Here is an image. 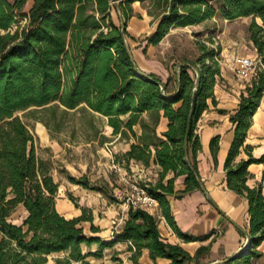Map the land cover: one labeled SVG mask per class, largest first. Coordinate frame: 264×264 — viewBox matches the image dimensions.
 I'll return each mask as SVG.
<instances>
[{
	"label": "trees",
	"instance_id": "1",
	"mask_svg": "<svg viewBox=\"0 0 264 264\" xmlns=\"http://www.w3.org/2000/svg\"><path fill=\"white\" fill-rule=\"evenodd\" d=\"M211 1L0 0V264H90L89 257H97L117 243L129 244L128 259L133 264H139L142 250H147L153 261L195 263L203 249L191 257L182 247L164 241L156 217L145 210L128 206L110 242L84 233L80 224L85 222L90 223L92 234L99 232L85 208H80L81 215L75 218L60 215L55 202L59 185L53 180L51 166L38 157L34 137L15 114L55 104L65 112L81 106L83 111L106 118L112 136L129 143L125 153L114 156V164L127 172L132 162L144 168L157 166V180L140 181L139 185L157 202L161 216L178 238L185 243L196 241L178 229L169 198L201 190L196 161L201 144L196 125L208 109V101L215 104L213 86L220 78L217 52L201 45V55L188 62L198 71L195 90L196 73L186 64L178 66L177 73L172 71L166 81L154 73L137 74L124 40L133 39L126 27L132 17L139 18L132 7L135 3L150 2L147 13L156 21L144 40L146 46L158 45L175 27L193 26L216 16L227 21L250 18L248 40L264 65V0H216L218 7ZM117 11L123 18L124 35L120 22L115 24L111 16ZM263 93L264 71L257 70L229 116L233 138L223 166L225 183L247 201L250 248L227 264H249L251 258L260 256L255 249L264 240L262 185L250 188L246 184L251 177L248 167L264 164V154L254 158L253 147L244 145ZM162 117L167 127L158 134ZM219 141L216 135L209 142L214 165ZM240 154L245 158L238 160ZM168 174L171 177L166 179ZM65 177L73 185L119 203L108 195L111 187L107 181L92 185L86 177L75 178L69 173ZM178 177L184 178L181 192L174 191ZM17 206L26 212L19 225L8 221ZM92 245L97 246V253L84 251ZM115 256L111 260L121 264Z\"/></svg>",
	"mask_w": 264,
	"mask_h": 264
},
{
	"label": "rangeland",
	"instance_id": "2",
	"mask_svg": "<svg viewBox=\"0 0 264 264\" xmlns=\"http://www.w3.org/2000/svg\"><path fill=\"white\" fill-rule=\"evenodd\" d=\"M211 4L218 7L219 1L213 0ZM149 5L150 2L134 4L133 10L139 18L130 19L126 27L127 32L133 38L126 39L132 58L144 70L161 71L163 68L170 69L171 72L175 71L181 64L195 62L201 55L199 47L202 45L208 49H215L217 52L216 60L220 77L224 72L226 77L233 76L235 81L238 78L234 75L231 59L234 56L257 57L248 40L247 27L250 18L227 21L216 16L191 27L172 28L170 36L155 46V57L145 62L142 60L143 48L146 47L144 40L153 32L156 22L153 16H150L152 19L149 22L146 21L144 14L141 16L144 11L147 13ZM111 16L114 23L119 24L117 14L112 12ZM142 25L144 28L139 30ZM15 28L14 25L11 30ZM220 79L216 78L213 90ZM15 115L21 119L34 137L38 157L51 166L53 180L59 185L56 204L69 203L70 207L77 211L78 216L81 215L80 208L90 211L93 217L92 225L98 228L99 232L92 234L89 230L90 223L85 222L80 224L84 233L88 236L100 237L103 241H112L113 233L120 228L122 213L126 211L124 209H127L125 201L131 196L129 184L121 178L126 172L127 181L133 183L139 181L138 176L140 175L136 168H131V164L129 172L125 171L122 166H119L120 171L112 168L114 156L122 154L120 148L128 141L119 139V136H112V130L110 132L106 118L83 111L81 106L65 112L63 107H56L53 104L45 108H30ZM211 126L213 124H210V120L201 116L196 125V133L201 137H207ZM66 173L75 178L86 177L92 185H102L103 181H107L111 187L108 195H112L119 203L109 202L100 193L84 190L69 183L65 177ZM150 177L151 174L145 178L141 175L142 181ZM68 195L75 198V202L70 201ZM58 206L61 207V205ZM25 215V210L17 206L8 221L19 225ZM118 247L120 246L115 244L111 248L104 249L97 257H89V263L114 264L111 258L118 253L116 250ZM84 251L97 253V246L92 245Z\"/></svg>",
	"mask_w": 264,
	"mask_h": 264
},
{
	"label": "crops",
	"instance_id": "3",
	"mask_svg": "<svg viewBox=\"0 0 264 264\" xmlns=\"http://www.w3.org/2000/svg\"><path fill=\"white\" fill-rule=\"evenodd\" d=\"M134 13L136 14L135 11ZM142 14L146 16L147 22L152 19V17L147 15L146 11L141 13V16ZM133 18L134 17L131 19ZM155 25L156 22L154 28ZM142 28H144V25H142L139 30ZM172 30L173 29H170V32L164 38L169 37ZM143 50L144 55H142V60L145 62H148V59L155 57V46L149 45L143 48ZM135 65H137L142 73H154L159 76L162 81H166L170 75H173V72H171L170 69L162 68L161 71H147L144 70L141 65L139 66L137 63H135ZM223 73L224 72L221 73V79L213 90L215 104L213 105L208 102V109L202 114V117L204 116L205 119L210 120V124H213V126L209 128L210 130L207 133V137L199 136L201 150L196 157L198 176L204 186V191H193L182 195L179 198L173 196L169 198L171 214L178 229L182 233L192 236L197 240L185 243L178 238L161 216L158 206H156L152 212H148L156 217L158 231L164 241L182 247L191 257H193L198 250L203 249L196 258L194 264H211L214 262L225 261L229 257H232L240 247H242L246 236H248L249 216L247 212V201L245 198L238 196L235 192L226 187L223 167L228 148L233 138L232 125L229 122V116L236 110L239 103V97L244 91L247 83L240 79L234 81L233 76L229 78ZM263 101L264 100L261 101L260 106L252 117V123L247 131L244 142V145H250L253 147L252 155L254 158H259L264 154ZM220 111L224 112L220 113ZM166 127L167 120L162 117L157 127V133L160 134L164 132ZM109 130L111 132V128H109ZM135 130L139 132L137 128H135ZM216 135L220 136V141L216 156L217 164L214 165L209 150V142L210 139ZM128 149L129 143H125V145L120 148L122 153H125ZM241 158H245V155L240 154L237 159L239 160ZM130 164L131 168L134 167L137 170L143 169L146 176L151 174V177L148 178L147 181L154 183L157 180V173L160 170L157 166L151 165L148 168H144L138 163L132 162ZM248 172L251 177L246 182L247 186L252 188L261 184L264 196V164H252L248 167ZM170 177L171 175L168 174L166 179ZM183 179V177L175 179V192H181L184 189ZM58 205H61V207L59 208ZM56 210L60 215L67 219L78 216L77 211L72 209L70 204L66 202L56 204ZM124 210L127 211V209ZM126 211L122 213L121 224L126 217ZM117 245L120 247L116 248L118 253L115 257L121 260V264H133L128 259L131 254V252L127 251L129 244L117 243ZM255 251H257L260 256L257 258H251L249 264H264V240L258 247H256ZM113 263L115 264V262ZM138 263L168 264L169 261L161 258H156L153 261L150 259L148 251L142 250L140 257L138 258Z\"/></svg>",
	"mask_w": 264,
	"mask_h": 264
},
{
	"label": "built area",
	"instance_id": "4",
	"mask_svg": "<svg viewBox=\"0 0 264 264\" xmlns=\"http://www.w3.org/2000/svg\"><path fill=\"white\" fill-rule=\"evenodd\" d=\"M231 65L233 67L234 75L248 83L255 75L257 70L264 71V65L261 63L258 57L250 58V57H241V56H234L231 59ZM262 100H264V93L262 96ZM109 151V150H108ZM111 153V151H109ZM112 168L116 171H120L118 165L114 164L112 161ZM140 175L138 176V180L142 181L141 175L145 178V171L143 169L138 170ZM127 174L124 173V176L121 178L125 183L129 184L131 189V196L128 197L125 201L126 208L128 206H132L133 208H139L145 210L147 212H152L156 206L157 202L147 195L144 188L139 185V181H135L133 183L127 181ZM147 181L145 179L143 182Z\"/></svg>",
	"mask_w": 264,
	"mask_h": 264
},
{
	"label": "water",
	"instance_id": "5",
	"mask_svg": "<svg viewBox=\"0 0 264 264\" xmlns=\"http://www.w3.org/2000/svg\"><path fill=\"white\" fill-rule=\"evenodd\" d=\"M112 2L114 4V6L116 7V5H117L116 2L115 1H112ZM116 14L118 16L120 24L122 25L121 34L124 35L123 18H122V16H121L119 11H117ZM124 43H125V45H126V47L128 49V53H129L130 57L132 58V54H131V51H130L127 43H126V40H124ZM183 65L184 64H181L179 66H183ZM186 66L189 67L190 69H192L196 73V81H195V86H194V89L196 90L198 85H199L198 71H197V69L194 66H192L190 64H186ZM134 71L137 74L145 75L144 73H142L139 70V68L136 65L134 67ZM175 73H177V70H175ZM160 88L163 89L162 86H160ZM188 166H189V169H191L192 172L196 175V172L192 169V166L190 164ZM197 180H198V183L200 185L201 190L204 191V186H203L200 178L197 177ZM249 248H250V238L248 236H246L244 244L242 245V247H240V249L232 257H229L225 261L214 262V263H211V264H226L227 262H230V261H232V260H234V259H236L238 257L244 256L247 253V251L249 250Z\"/></svg>",
	"mask_w": 264,
	"mask_h": 264
}]
</instances>
